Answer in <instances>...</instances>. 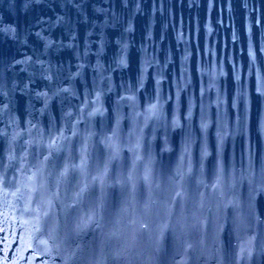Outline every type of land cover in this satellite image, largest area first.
Returning a JSON list of instances; mask_svg holds the SVG:
<instances>
[{
    "label": "water",
    "instance_id": "obj_1",
    "mask_svg": "<svg viewBox=\"0 0 264 264\" xmlns=\"http://www.w3.org/2000/svg\"><path fill=\"white\" fill-rule=\"evenodd\" d=\"M0 264H264V0H0Z\"/></svg>",
    "mask_w": 264,
    "mask_h": 264
}]
</instances>
